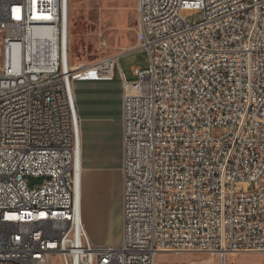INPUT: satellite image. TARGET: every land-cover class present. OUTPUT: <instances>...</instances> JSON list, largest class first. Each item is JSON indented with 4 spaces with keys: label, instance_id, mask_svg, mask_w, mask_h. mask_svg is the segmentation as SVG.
Wrapping results in <instances>:
<instances>
[{
    "label": "built area",
    "instance_id": "1",
    "mask_svg": "<svg viewBox=\"0 0 264 264\" xmlns=\"http://www.w3.org/2000/svg\"><path fill=\"white\" fill-rule=\"evenodd\" d=\"M68 1L0 0V264H264L229 260L264 254V0H136L148 66L121 71L119 246L83 224Z\"/></svg>",
    "mask_w": 264,
    "mask_h": 264
},
{
    "label": "rangeland",
    "instance_id": "2",
    "mask_svg": "<svg viewBox=\"0 0 264 264\" xmlns=\"http://www.w3.org/2000/svg\"><path fill=\"white\" fill-rule=\"evenodd\" d=\"M70 15V59L72 69L91 65L99 59L115 54H124L121 65L131 78V66H148V54L139 50L140 33L137 23L136 0H73ZM188 21L197 17V10L182 11ZM1 49V45H0ZM0 64L2 53L0 52ZM73 69V71H77ZM75 81V95L77 90ZM222 129H214L213 135L220 136ZM96 218L88 219L90 239L96 244L119 246L123 237V218L118 194L101 193ZM207 257L204 253L160 254L158 261L188 262ZM230 261L237 263L264 262V254H240L231 256ZM52 264H63L55 256Z\"/></svg>",
    "mask_w": 264,
    "mask_h": 264
},
{
    "label": "crops",
    "instance_id": "3",
    "mask_svg": "<svg viewBox=\"0 0 264 264\" xmlns=\"http://www.w3.org/2000/svg\"><path fill=\"white\" fill-rule=\"evenodd\" d=\"M134 66L141 67L131 66V78L120 62L114 79L76 80L81 134V205L84 226L87 228L88 219L96 218L101 193L118 194L123 218L121 71L129 80H133ZM73 69H77V66Z\"/></svg>",
    "mask_w": 264,
    "mask_h": 264
},
{
    "label": "bare ground",
    "instance_id": "4",
    "mask_svg": "<svg viewBox=\"0 0 264 264\" xmlns=\"http://www.w3.org/2000/svg\"><path fill=\"white\" fill-rule=\"evenodd\" d=\"M66 3L69 4V1L66 0ZM67 34H68V42H69L70 41V36H69V32L68 31H67ZM69 48H70V45H69ZM67 55L69 56L70 52H67ZM74 74H75V77H76L75 80H80L85 75V71L78 69L77 71L74 72ZM80 162H81V157H80ZM83 224H84V222H83Z\"/></svg>",
    "mask_w": 264,
    "mask_h": 264
},
{
    "label": "water",
    "instance_id": "5",
    "mask_svg": "<svg viewBox=\"0 0 264 264\" xmlns=\"http://www.w3.org/2000/svg\"><path fill=\"white\" fill-rule=\"evenodd\" d=\"M45 177L44 176H40V177H30V179L32 180V183L39 181L41 182Z\"/></svg>",
    "mask_w": 264,
    "mask_h": 264
}]
</instances>
